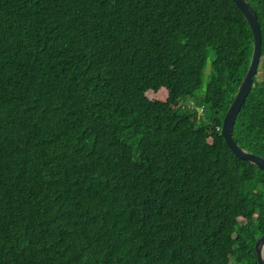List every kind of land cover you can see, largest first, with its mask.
Masks as SVG:
<instances>
[{
	"label": "trees",
	"instance_id": "obj_1",
	"mask_svg": "<svg viewBox=\"0 0 264 264\" xmlns=\"http://www.w3.org/2000/svg\"><path fill=\"white\" fill-rule=\"evenodd\" d=\"M252 49L232 0H0V264H258L264 171L220 135ZM232 136L264 157V76Z\"/></svg>",
	"mask_w": 264,
	"mask_h": 264
},
{
	"label": "water",
	"instance_id": "obj_2",
	"mask_svg": "<svg viewBox=\"0 0 264 264\" xmlns=\"http://www.w3.org/2000/svg\"><path fill=\"white\" fill-rule=\"evenodd\" d=\"M246 19L253 38V49L248 68L241 80L236 94L227 108L221 125L220 135L224 139L231 153L242 160H246L258 169L264 171V157L252 153L233 139V126L238 112L240 111L248 93L253 86V80L256 76L259 59L261 55V31L255 10L249 5L247 0H232ZM254 251L258 264H264V234L254 243Z\"/></svg>",
	"mask_w": 264,
	"mask_h": 264
},
{
	"label": "rangeland",
	"instance_id": "obj_3",
	"mask_svg": "<svg viewBox=\"0 0 264 264\" xmlns=\"http://www.w3.org/2000/svg\"><path fill=\"white\" fill-rule=\"evenodd\" d=\"M211 59H212V54H209L207 59H206V67H205V71H204V76H203V84H202V90L198 91L200 92V94H203V89L206 86L207 80H208V73L210 70V64H211ZM262 62V58L259 59V64H258V69H257V73H256V77L258 80H261L264 76V67L261 65ZM145 95L149 98V99H158V100H165L168 97V91L165 88H160L156 91L153 90H148L145 92ZM193 101L192 97H184V98H172V105L174 107H176V105L178 106L179 104H184V105H188L190 102ZM235 253V247L233 245H230L229 248L227 249V256L230 258L232 254Z\"/></svg>",
	"mask_w": 264,
	"mask_h": 264
},
{
	"label": "clouds",
	"instance_id": "obj_4",
	"mask_svg": "<svg viewBox=\"0 0 264 264\" xmlns=\"http://www.w3.org/2000/svg\"><path fill=\"white\" fill-rule=\"evenodd\" d=\"M190 103H191V102H190ZM190 103H189V104H190ZM189 104H188V105H189ZM176 107H183V108H185V107H187V105L179 104L178 106L176 105Z\"/></svg>",
	"mask_w": 264,
	"mask_h": 264
},
{
	"label": "built area",
	"instance_id": "obj_5",
	"mask_svg": "<svg viewBox=\"0 0 264 264\" xmlns=\"http://www.w3.org/2000/svg\"><path fill=\"white\" fill-rule=\"evenodd\" d=\"M187 107L192 108L193 107V103L191 102L189 105H187ZM198 111H201V109L199 108Z\"/></svg>",
	"mask_w": 264,
	"mask_h": 264
}]
</instances>
